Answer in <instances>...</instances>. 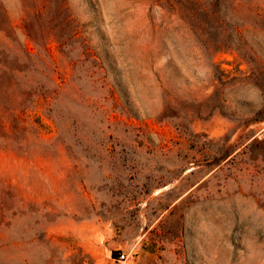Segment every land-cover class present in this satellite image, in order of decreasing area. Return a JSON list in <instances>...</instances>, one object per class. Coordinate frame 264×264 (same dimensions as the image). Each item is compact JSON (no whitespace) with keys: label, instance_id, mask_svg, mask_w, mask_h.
I'll return each instance as SVG.
<instances>
[{"label":"rangeland","instance_id":"1","mask_svg":"<svg viewBox=\"0 0 264 264\" xmlns=\"http://www.w3.org/2000/svg\"><path fill=\"white\" fill-rule=\"evenodd\" d=\"M0 264H264V0H0Z\"/></svg>","mask_w":264,"mask_h":264},{"label":"built area","instance_id":"2","mask_svg":"<svg viewBox=\"0 0 264 264\" xmlns=\"http://www.w3.org/2000/svg\"><path fill=\"white\" fill-rule=\"evenodd\" d=\"M127 259V255L125 253H121L119 257V262H122Z\"/></svg>","mask_w":264,"mask_h":264}]
</instances>
